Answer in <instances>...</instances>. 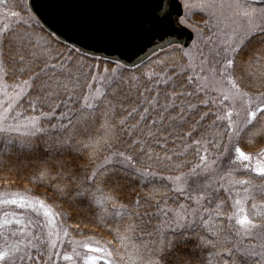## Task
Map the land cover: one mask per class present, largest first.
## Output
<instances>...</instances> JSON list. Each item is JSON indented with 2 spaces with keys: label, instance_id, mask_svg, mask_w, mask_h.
<instances>
[{
  "label": "snow or ice",
  "instance_id": "obj_1",
  "mask_svg": "<svg viewBox=\"0 0 264 264\" xmlns=\"http://www.w3.org/2000/svg\"><path fill=\"white\" fill-rule=\"evenodd\" d=\"M216 6L51 0L52 29L0 0V264H264V8L229 3L245 23L213 33L212 59L184 50L200 26L176 9ZM157 37L186 64L125 72ZM91 49L118 58L89 62Z\"/></svg>",
  "mask_w": 264,
  "mask_h": 264
},
{
  "label": "rangeland",
  "instance_id": "obj_2",
  "mask_svg": "<svg viewBox=\"0 0 264 264\" xmlns=\"http://www.w3.org/2000/svg\"><path fill=\"white\" fill-rule=\"evenodd\" d=\"M24 3V7L28 5V0H22ZM182 3L184 0H181ZM197 0H192V3L195 5ZM238 2L242 6L249 5L255 7L257 9L264 8V5L257 6L254 5L250 0H215L216 7H212L210 9H205L203 12L199 11L198 8L193 7L192 9H185L191 17L194 14H198L199 17L203 20L200 24H193L200 26V33H195V37L193 42L186 50H190L193 54H197V49L194 45L199 46V50L203 51V53L208 56L209 59H212L211 51L215 48L217 44V35L223 39L225 38V33L231 32L233 28H238L242 26L245 21L239 15H236L234 10L230 8L229 3ZM223 4V7H219L220 4ZM23 14V13H22ZM216 33L217 35H213ZM209 37H212L211 42H209ZM186 62L187 58L185 57ZM227 161H225V164ZM68 245V246H67ZM67 251H71V245L68 242H65L64 245ZM70 264V262H68Z\"/></svg>",
  "mask_w": 264,
  "mask_h": 264
},
{
  "label": "trees",
  "instance_id": "obj_3",
  "mask_svg": "<svg viewBox=\"0 0 264 264\" xmlns=\"http://www.w3.org/2000/svg\"><path fill=\"white\" fill-rule=\"evenodd\" d=\"M10 6L13 7V10L21 11L24 14L25 7H24V3L22 0H10ZM191 18H192L193 24H200L201 25V22H203V20L199 17V15L197 13L194 14L193 17H191ZM253 46H259L258 41H254ZM184 50H186V49H184ZM158 57L164 59L170 65L173 63L180 64V65L186 64V59H185V57H183L182 51L180 49H177V48H171V49H167L165 51H161L157 55L151 57L146 62H144L143 64L140 65L141 68H143L145 65L151 64ZM89 62H95V63L103 62V63L107 64L109 62V60L100 58L99 60L92 61L91 56H90ZM110 66H114V65H110ZM176 70L178 71L179 69L177 68ZM124 71L125 72H137V71H139V69H137L136 67H134V68L126 67L124 69ZM27 107H28L27 101L26 100L22 101V108L27 109ZM0 175H4V174L0 173ZM27 183H28L27 180H22V179L16 178V185L15 186L20 187L22 189L23 186ZM29 187L33 188L34 194H37V195L47 194L46 189L42 186L29 185ZM67 223L68 224L80 223L81 231L85 235H94L95 238L98 240L107 241V240L113 239L112 234L109 233V231L106 228H104L103 226L97 225L96 221L93 220L91 214H88V216H83V215H79V214L74 213L71 217L68 218ZM73 235H75V232H73ZM79 238L80 237L77 236V239H79Z\"/></svg>",
  "mask_w": 264,
  "mask_h": 264
},
{
  "label": "water",
  "instance_id": "obj_4",
  "mask_svg": "<svg viewBox=\"0 0 264 264\" xmlns=\"http://www.w3.org/2000/svg\"><path fill=\"white\" fill-rule=\"evenodd\" d=\"M51 0H28V5L31 4V11L38 15L42 16L45 20L48 21V24H51L52 29H58L60 27L58 21H59V14L55 9H52L49 7ZM179 3L182 5V3L179 0ZM176 11H179L183 14V8L178 7ZM47 28L48 26L45 25ZM51 30V29H49ZM61 39L64 40L65 43L72 44L73 41L77 40V37L70 31L65 30L64 36L61 37ZM168 39L165 38L164 40L159 39V37L156 38L155 43H145L144 49L142 51H137L136 53H130V59L128 57L123 58L122 62L127 65L129 68H134L136 64H142L145 61H147L150 57L157 54L161 51V48L167 49L168 48ZM174 39V38H171ZM194 39V33L193 31L189 29H183L180 43L183 45V47H189L191 42ZM79 46V45H77ZM83 51H89L88 49H82ZM91 55H94L99 58H103L106 60L110 59H117V54H112L111 57H109V54L105 51H97L96 49L90 50Z\"/></svg>",
  "mask_w": 264,
  "mask_h": 264
},
{
  "label": "flooded vegetation",
  "instance_id": "obj_5",
  "mask_svg": "<svg viewBox=\"0 0 264 264\" xmlns=\"http://www.w3.org/2000/svg\"><path fill=\"white\" fill-rule=\"evenodd\" d=\"M254 5L262 6L264 5V0H250Z\"/></svg>",
  "mask_w": 264,
  "mask_h": 264
}]
</instances>
